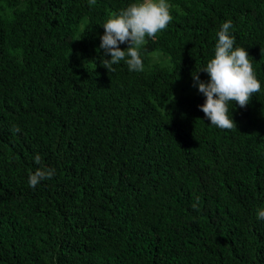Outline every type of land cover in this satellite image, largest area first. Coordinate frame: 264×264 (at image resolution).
Returning a JSON list of instances; mask_svg holds the SVG:
<instances>
[{
    "label": "trees",
    "instance_id": "16d2710c",
    "mask_svg": "<svg viewBox=\"0 0 264 264\" xmlns=\"http://www.w3.org/2000/svg\"><path fill=\"white\" fill-rule=\"evenodd\" d=\"M131 2L0 0V264H264V0H167L144 70L108 73L101 23ZM227 20L261 83L232 130L192 78Z\"/></svg>",
    "mask_w": 264,
    "mask_h": 264
},
{
    "label": "clouds",
    "instance_id": "9594fccd",
    "mask_svg": "<svg viewBox=\"0 0 264 264\" xmlns=\"http://www.w3.org/2000/svg\"><path fill=\"white\" fill-rule=\"evenodd\" d=\"M88 2L91 6L96 0ZM170 7L167 0H133L101 23L104 33L100 37L99 47L103 49L100 63L108 73L115 72L113 65L122 61L130 72L144 70L141 51L148 38L155 39L172 21ZM231 28V20L222 23L217 32L214 56L204 67L192 72L194 86H198V91L205 97L204 103L198 105L199 109L212 126L224 130L237 128L232 116L228 115L229 102L246 107L252 97L261 91V83L256 77L249 53L244 47H234L235 37L230 34ZM125 43L127 47L121 48L120 45ZM199 71L206 72L209 79L201 80L197 74ZM11 130L13 133L20 131L15 125ZM33 159L36 164H42L39 154ZM54 174V168L38 167L29 173L28 184L35 188L41 181L51 179ZM256 216L258 220H264V208L258 209Z\"/></svg>",
    "mask_w": 264,
    "mask_h": 264
},
{
    "label": "rangeland",
    "instance_id": "374dc122",
    "mask_svg": "<svg viewBox=\"0 0 264 264\" xmlns=\"http://www.w3.org/2000/svg\"><path fill=\"white\" fill-rule=\"evenodd\" d=\"M153 58H154V60H156V59H158V58H159V56H154Z\"/></svg>",
    "mask_w": 264,
    "mask_h": 264
}]
</instances>
